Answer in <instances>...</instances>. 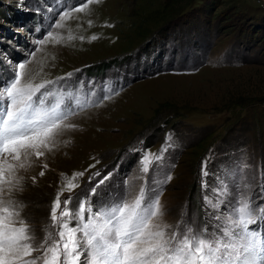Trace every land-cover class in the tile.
I'll return each instance as SVG.
<instances>
[{"label": "rangeland", "instance_id": "rangeland-1", "mask_svg": "<svg viewBox=\"0 0 264 264\" xmlns=\"http://www.w3.org/2000/svg\"><path fill=\"white\" fill-rule=\"evenodd\" d=\"M85 3L0 0V84L35 47L31 42L50 30L55 40L39 46L22 83L74 73L49 88L85 103L51 150L24 161L18 187L4 197L17 205L36 241L46 233L58 239L52 204L79 172L84 175L64 191L62 207L69 195L73 214L80 201L87 207L89 191L109 177L90 198L93 213L130 203L142 189L146 202L159 192L164 214L153 223L172 226L169 235L185 226L220 235L223 218L241 198L264 208L260 0H92L74 11ZM63 11L70 16L61 19ZM105 95L110 98L101 100ZM205 197L212 205L222 202L213 208ZM250 229L264 230V219Z\"/></svg>", "mask_w": 264, "mask_h": 264}, {"label": "snow or ice", "instance_id": "snow-or-ice-1", "mask_svg": "<svg viewBox=\"0 0 264 264\" xmlns=\"http://www.w3.org/2000/svg\"><path fill=\"white\" fill-rule=\"evenodd\" d=\"M90 3L92 0H87L74 11L82 12ZM59 16L67 18L70 12L63 11ZM50 38L55 40L49 30L44 38L32 41L35 47L24 61L11 67V76L0 84V157L3 158L0 159V264H264V230L250 229V225L264 219V208L254 207L249 199H239L232 215L223 218L227 226L220 230V235H205L206 230L194 231L187 226L183 233L177 230L169 235L172 226L153 223L164 214L159 192L148 195L146 202L147 194L142 189L130 203L121 200L103 208L98 206L93 213L90 198L109 177L89 191L87 207L80 201L73 214L69 209L71 195L65 198L62 207L61 196L65 190L71 192L78 186L73 181L82 177L83 172L74 173L53 201L50 219L53 227L59 225L58 239L53 240L52 234L46 233L43 241H36L34 231L19 219L17 205L4 197L11 196L18 187L17 170L25 167L24 161L32 155L42 157L44 150H51L62 131L74 127L65 121L77 109L85 107L77 97H65L62 90L49 88L74 73L38 84L22 83L27 77V64L39 46ZM108 98L105 95L101 100ZM148 163L145 155L142 160L145 172ZM40 175H44L43 171ZM170 180L171 176H167L165 183ZM205 201L213 208L222 202L212 205L207 197ZM34 252L39 255L33 258Z\"/></svg>", "mask_w": 264, "mask_h": 264}, {"label": "built area", "instance_id": "built-area-1", "mask_svg": "<svg viewBox=\"0 0 264 264\" xmlns=\"http://www.w3.org/2000/svg\"><path fill=\"white\" fill-rule=\"evenodd\" d=\"M264 1V0H263ZM260 6L261 7H264V2H261V0H260Z\"/></svg>", "mask_w": 264, "mask_h": 264}, {"label": "trees", "instance_id": "trees-1", "mask_svg": "<svg viewBox=\"0 0 264 264\" xmlns=\"http://www.w3.org/2000/svg\"><path fill=\"white\" fill-rule=\"evenodd\" d=\"M262 19H263V18H262ZM262 19H260V21H261Z\"/></svg>", "mask_w": 264, "mask_h": 264}, {"label": "bare ground", "instance_id": "bare-ground-1", "mask_svg": "<svg viewBox=\"0 0 264 264\" xmlns=\"http://www.w3.org/2000/svg\"><path fill=\"white\" fill-rule=\"evenodd\" d=\"M89 45V44H88ZM80 48V47H79ZM78 50V49H77Z\"/></svg>", "mask_w": 264, "mask_h": 264}]
</instances>
